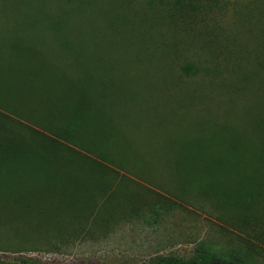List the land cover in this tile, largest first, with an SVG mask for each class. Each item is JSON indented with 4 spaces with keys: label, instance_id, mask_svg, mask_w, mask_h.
Instances as JSON below:
<instances>
[{
    "label": "rangeland",
    "instance_id": "obj_1",
    "mask_svg": "<svg viewBox=\"0 0 264 264\" xmlns=\"http://www.w3.org/2000/svg\"><path fill=\"white\" fill-rule=\"evenodd\" d=\"M229 1L172 25L145 0H0V152L68 161L10 166L20 199L0 172V264H154L201 249L264 264V228L174 193L229 184L218 162L248 152L264 113V0Z\"/></svg>",
    "mask_w": 264,
    "mask_h": 264
},
{
    "label": "trees",
    "instance_id": "obj_2",
    "mask_svg": "<svg viewBox=\"0 0 264 264\" xmlns=\"http://www.w3.org/2000/svg\"><path fill=\"white\" fill-rule=\"evenodd\" d=\"M59 1L68 7L77 8L84 5L87 7L94 6L97 3V0ZM145 2L150 12L157 11V18L159 20L166 21L172 25L187 22L188 20L191 21L199 17L221 15L234 8V3L229 0H145ZM236 10L234 9V11ZM190 71L191 68L189 66L184 68V73ZM262 118H264V113L262 116H256L251 123L248 152H233L231 158L222 166L218 162L215 172H230L231 182L229 184L219 181L215 184H203L185 188L175 186L174 193H194L197 197L216 203L227 212L231 211L233 217L229 220L235 227L250 228L253 231L264 228V210H259L260 207L264 206V125L260 123V119ZM1 120L5 123L4 117L0 114V134L6 129L5 124ZM57 154V152H45V157L42 158L41 156V158H37V155L33 154V152H0V172L3 170L6 173L10 172L11 176L7 177L11 186L22 187L18 190L19 193H16L18 199H20L23 196L21 190L24 185L15 177H12L13 175L9 167L18 165L19 163L23 164V162L29 160V164H31L33 159L37 160L36 163L38 165L50 164L52 162H68L65 161L66 159H53L57 157ZM64 158H71L68 152H64ZM79 159L82 160V157H79ZM73 160L75 161L77 158ZM93 165H96L94 168L90 167L93 172L99 170L100 173H103L98 164L93 163ZM61 176H63L62 173L53 175L52 183L62 179ZM49 177L51 176H47L46 178ZM259 236L264 242V230ZM154 264H245V262L223 258L205 249H201L189 260L166 257L159 258Z\"/></svg>",
    "mask_w": 264,
    "mask_h": 264
}]
</instances>
